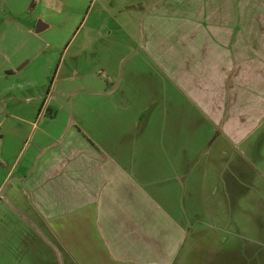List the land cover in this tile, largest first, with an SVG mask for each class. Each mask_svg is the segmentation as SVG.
Here are the masks:
<instances>
[{
	"label": "crops",
	"instance_id": "obj_1",
	"mask_svg": "<svg viewBox=\"0 0 264 264\" xmlns=\"http://www.w3.org/2000/svg\"><path fill=\"white\" fill-rule=\"evenodd\" d=\"M152 6L143 45L164 72L138 86L148 99L137 96L136 104L126 98L137 75L130 69L112 76L118 88L108 92L73 89L66 82L77 72L60 65L47 95L52 68L37 62L48 47L41 33L51 26L38 16L3 18L11 26L0 28L2 146L8 149L5 132L29 129L34 137L39 130L37 156L19 173L5 166L48 230L45 248L63 249L71 264H194L198 236L214 227L222 235L207 238L221 257L230 251L235 264H264L263 212L243 221L252 213L248 202L264 204V0ZM73 92L91 110L81 112L82 98L73 99L78 114L62 137L46 112L65 107L63 95ZM98 105L99 117H90Z\"/></svg>",
	"mask_w": 264,
	"mask_h": 264
},
{
	"label": "rangeland",
	"instance_id": "obj_2",
	"mask_svg": "<svg viewBox=\"0 0 264 264\" xmlns=\"http://www.w3.org/2000/svg\"><path fill=\"white\" fill-rule=\"evenodd\" d=\"M30 1L0 0V28L3 26L9 29L11 25H8L3 18H10L12 15L18 19H25V21L30 18L35 20L38 16L37 23L41 20L51 26L50 29L41 33L47 39L48 47L42 53L41 60L37 62L42 66L52 68L49 72L50 80L46 81L47 86L44 87L47 95L51 93L55 70L61 65L67 72L73 70L77 72L78 76L74 80L70 83L66 82L73 89H99V91L108 90V92L115 89L114 87L118 88L116 85L113 86L112 76L118 78L130 69L129 71L137 75L131 74L136 76L126 86V98L133 104L138 103L137 96L141 100L148 99L145 89L138 88V86L147 87L149 84L152 86L155 81L150 82V79L155 74L164 71L157 64H152L151 55L143 45V39L147 34L143 21L150 8H153L152 4L154 5L159 0H32V3ZM177 9L178 13L183 11L182 8ZM16 27L17 29L10 27V31H20V24ZM53 45H56L55 50H51ZM64 57L66 58L65 63H63ZM59 84L62 83L59 82ZM49 88L50 93L48 94ZM81 96L84 95L76 92L67 97L63 95L61 104L65 107L62 106L59 111L54 109L53 115L50 114V110L46 112L49 118L55 119L52 125L57 135H63V129L67 128L66 122H71L72 117L76 119L78 105H81V112H90L91 108L87 107L88 103ZM75 98L78 100L82 98L81 104L75 108L76 112L71 107ZM145 102L141 105L149 108L150 102L147 100ZM85 105L86 108H84ZM93 109V112L89 114L90 117H99L98 112H101L102 108L98 105ZM149 110H145L147 118ZM38 134L39 130L36 131L34 137H30L29 129L14 135L12 132H5L4 144L8 142L6 145L8 149L3 148L0 136V264H43L44 258L49 264H61L60 253L65 259L64 263L71 264L70 258L63 249L45 248V238L49 235L48 230L43 228V221L35 213L32 199L23 181L15 179L17 178L15 172L12 173L13 175L9 174V167L13 164L15 168H18L16 172L19 173L25 160H33L37 156ZM7 174L10 175L8 178H6ZM259 202V204L248 202L252 213L249 212L246 220L243 221L252 223L254 215L258 217L262 212L260 218L264 219V204L261 200ZM259 205L263 207L256 213V207ZM247 228L243 229L246 234L251 236L255 234ZM204 230V233L197 239L199 251L195 256L194 264H220L221 259L224 260L222 264H235L234 256L230 251L221 257L213 249L216 244L212 243L211 238L222 235L221 229L214 227ZM208 236L211 238H207ZM204 237L206 238L203 241H199ZM226 245L224 243L223 246ZM229 245L231 246V241ZM202 247L207 248V251H202ZM227 255L230 260L226 259ZM244 262L250 264L248 260Z\"/></svg>",
	"mask_w": 264,
	"mask_h": 264
},
{
	"label": "water",
	"instance_id": "obj_3",
	"mask_svg": "<svg viewBox=\"0 0 264 264\" xmlns=\"http://www.w3.org/2000/svg\"><path fill=\"white\" fill-rule=\"evenodd\" d=\"M37 32H40L41 31V28L40 27H37V30H36Z\"/></svg>",
	"mask_w": 264,
	"mask_h": 264
}]
</instances>
